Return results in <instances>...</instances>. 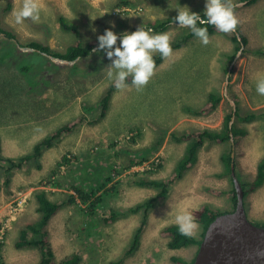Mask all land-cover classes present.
Segmentation results:
<instances>
[{
    "label": "rangeland",
    "instance_id": "1",
    "mask_svg": "<svg viewBox=\"0 0 264 264\" xmlns=\"http://www.w3.org/2000/svg\"><path fill=\"white\" fill-rule=\"evenodd\" d=\"M61 1L72 13L67 15L63 9H57L55 2L62 6ZM233 2L238 5L235 14L240 21L235 31L246 36L244 47H264V5L254 13L251 11L254 4H237L241 0ZM40 4L39 22L26 19L18 24L14 11L22 6V0H0V23L15 32L21 44L34 39L62 51L71 44L75 34L63 30L60 15H64L67 24L75 23L78 28L80 24L82 43L91 41L97 48V37L111 28L118 35V46L122 33L133 32L155 18H175L178 8L183 11L187 6L190 11L203 14L206 0H40ZM7 5L11 7L7 8ZM183 32L184 28L175 22L163 33L169 34L172 40ZM209 38L210 43L204 45L194 36L183 47L172 51L170 57L156 66L155 74L142 90L132 84L117 89L107 116L95 125H88L87 120L96 111L86 112L84 104L97 102L108 84L114 82L107 76L111 60L106 52H94L86 59L70 63L42 52H32L17 41L0 35V140L3 156L16 158L28 154L43 136L80 115L85 116L73 131L42 151L37 161L40 169L34 160L27 161L21 168L11 170V180L5 185L0 167V239L5 238L2 255L7 264H35L38 260L35 248L18 249L14 246L19 229L38 216L33 196L36 188L47 190L52 199H61L66 194L76 197V203L64 205L49 222V242L56 259L77 252L82 255L79 264H109L123 251L139 216L130 215L112 223L103 222L101 217L110 215L108 208L132 205L155 191L134 185L127 179L128 171L111 175L113 179L107 182V186L115 184L117 189L90 217L83 213L84 205L71 185L96 188L112 165L118 166L128 153L140 157L141 150L157 141L161 134L165 138L158 151L148 150L146 164L130 171L148 169L149 163L154 161L161 163L163 168L151 176L169 177L184 149V142L178 143L170 138L171 132L220 127L225 112L236 106L234 97L238 99L240 114L264 106V95L256 91L257 80L264 78V56L238 51L227 76L223 66L227 61L226 53L234 50V42L228 33L219 31ZM230 69L233 71L231 76ZM211 91L223 96L216 109L199 116L185 112V107L205 106L207 93ZM239 123L246 126L249 133L238 139L236 159L243 177L252 178L257 161L264 154V118ZM138 129L141 136L135 143L130 142V131L134 134ZM221 150V145L214 143L205 144L200 149L197 162L150 212L138 250L123 264H174L170 261L173 255L187 260L195 257L196 246L170 249L167 236L160 231L168 224H176L177 215L190 212L197 224L192 235L198 237L201 226L195 219L203 204L231 208L228 195L219 193L230 187L228 177L221 175ZM65 154L69 162L52 175L56 162ZM3 164L7 163L0 160V165ZM55 181L62 186L58 187ZM20 194L23 195L21 205L10 208V204L17 203ZM244 202L250 221L254 224L263 222L264 183L249 192Z\"/></svg>",
    "mask_w": 264,
    "mask_h": 264
},
{
    "label": "trees",
    "instance_id": "2",
    "mask_svg": "<svg viewBox=\"0 0 264 264\" xmlns=\"http://www.w3.org/2000/svg\"><path fill=\"white\" fill-rule=\"evenodd\" d=\"M256 0H241L244 4H251ZM127 3V2H122ZM11 7V5H7V8ZM204 16V13L200 15ZM59 22L61 27L66 30H74L76 33V40L69 44L66 48L64 47L62 51L59 49L51 48L48 44H42L37 40L30 39L24 43H20L17 40V35L15 32H12L7 26L0 23V35H3L9 39L17 41L18 44L23 48H27L29 50L42 52L48 55L51 58L66 61V62H74L78 59H86L90 57L94 52L96 44L92 42L82 43L79 39V30L77 27L67 24L66 20L63 16H59ZM178 23L173 17H164V18H155L153 21L146 22V25L141 27L151 28L153 29V34L163 33L168 29V27L172 23ZM198 27H207L208 34L211 35L215 32H218L211 25H199ZM137 29V28H136ZM134 29L133 31H135ZM195 35L192 33L190 28H184V32L180 35L174 37L170 40L172 51L183 47L190 38ZM229 38L234 42V50L232 53H226L227 61L225 66H223L224 73L229 72V67L235 61L236 53L243 47V53H251L254 55H262L264 56V47H256V48H246L244 47L247 39L243 34H239L236 31L229 34ZM153 58L155 60L156 66L161 64L165 58H162L161 55L157 52L153 54ZM232 70L230 69V76L232 74ZM131 77L129 76L125 83L127 85H131ZM117 88L114 85V82H110L103 93L100 95L97 102L92 104H84L85 111L92 113L96 111L95 114L91 116L89 120H87L88 125H95L103 118L107 116L108 110L112 103V99L114 94L116 93ZM223 96L219 92L211 91L207 93L206 104L205 106L199 108L193 107H185V112L191 115H203L206 114L219 105ZM236 102L235 108L233 107L229 111H226L223 117V121L220 127L211 128V127H202V128H192L188 131L181 132H171L170 138L175 142L181 143L184 142V149L180 157L174 164L172 168L171 175L169 177L164 178H153L151 174L163 168L161 163L150 162V168L145 170L138 171H130L135 166H142L146 164L147 155L146 152L148 150L158 151L160 148L162 141L164 140L163 134L155 140L151 145L141 150V156L137 157L135 155H130L129 153L126 155V159L117 165H112L111 170L108 172L107 176L102 177L103 181L99 182V185L94 188H86L82 184H72L71 188L76 193L79 201L84 205L81 209L84 214L87 216H93L96 212V209L104 203V201L109 198L112 194V191H116L117 186L112 184L111 186H107V182L109 183L113 178L111 175L115 176L117 173L122 171L127 172V179L130 180L134 185L139 187H145L148 189H153L155 193L149 197H146L136 203L125 206V207H111L108 208L109 216L101 217L103 222L112 223L119 218H125L130 215H138L139 219L137 221L136 226L132 230L130 234V238L127 241L126 245L123 248L121 254L116 258L110 261L109 264H123L125 260L132 256L139 248L141 243V237L145 231L146 225L148 223V218L150 212L160 203L161 199L165 198L170 188L183 176L185 173L190 170V168L197 162L198 153L200 149L205 144H219L222 147V150L219 154V161L222 165V174L228 177V181L230 187L228 190H220L219 193H225L229 197L230 209H223L217 206H214L210 203H205L201 206V208L197 211L196 221L201 226V232L198 237L194 235H182L179 231L178 225L175 223L168 224L164 228L161 229L162 235L167 236V247L170 249H180L189 246H196L198 248L201 239L205 233L206 228L209 223L218 215L228 212L233 209L236 203V188L234 186V182L231 176L232 166L235 172V175L240 182L242 189L244 191V195L246 196L249 192L256 190L264 183V154L260 156L256 164V172L252 178H244L240 173L239 165L236 159L235 153V145L238 142L240 137L246 136L249 131L248 128L244 125H241L239 122L243 121L245 123H249L255 119H259V117L264 118V106L257 109H248L244 114L239 113V108L237 106L238 99L233 98ZM234 115L233 122L230 123L232 117ZM85 119L84 115H80L76 120L72 122L65 123L64 125L58 127L53 132L48 135L43 136L41 139L35 142L33 145L32 151L28 154L12 158L5 157L1 154V140H0V160L5 161L7 164L0 165L3 169L4 173V184L8 185L11 176L10 172L13 169L21 168L23 163L27 161L34 160L36 162V167L38 169L41 168L40 163L37 161L39 157L42 155V151L44 149L50 148L54 146L60 138L66 134L73 131V129L81 124ZM129 141L135 143L137 139L141 136V131L138 129L136 133L133 134V131ZM233 138V141L231 140ZM130 153H134L135 150H129ZM67 154V153H66ZM64 155L61 160L56 162L55 170H52V175H55V172L64 164L69 162V157ZM233 154V156H232ZM76 158V156H75ZM123 164V165H122ZM161 164V165H159ZM158 166V167H157ZM104 178V179H103ZM55 184L58 187L62 186L58 181H55ZM49 192L45 189L36 188L33 191V196L36 200V208L35 211L38 214L37 218L33 221L26 223L23 227H21L18 231V235L16 241L14 243L15 248H35L38 251V260L35 264H79L82 260V255L77 252H72L63 256L60 260H57L54 254V250L49 242V222L52 216L64 205L66 204H74L76 203V197L73 194H66L61 199H52L49 196ZM244 196V197H245ZM257 226L264 227V221L261 223H255ZM5 245V238L0 239V264H7L2 255L3 247ZM193 257L190 260L185 259L182 256L173 255L170 257V261L174 264H192L194 261Z\"/></svg>",
    "mask_w": 264,
    "mask_h": 264
},
{
    "label": "clouds",
    "instance_id": "3",
    "mask_svg": "<svg viewBox=\"0 0 264 264\" xmlns=\"http://www.w3.org/2000/svg\"><path fill=\"white\" fill-rule=\"evenodd\" d=\"M237 6L233 0H206L203 17L185 6L186 10L183 11L178 8V15L174 19L178 21L179 27L190 28L201 43L207 45L210 43L208 28L198 27L197 24L211 25L219 32L230 34L240 23L235 14ZM40 10V0H22V6L14 11L15 21L20 24L26 19H31L37 23L40 20ZM97 39L98 47L92 49V52H106L111 60V64L107 66V76L114 81L117 89L127 88L125 81L130 76L132 85L137 90H142L155 74L156 63L153 54L158 52L162 58L172 55L169 34H153L151 28L140 26L133 32L122 33L118 46V35L111 28L106 29ZM256 91L259 95H264V78L257 80ZM176 224L182 235H191L197 228L190 212L177 215Z\"/></svg>",
    "mask_w": 264,
    "mask_h": 264
},
{
    "label": "water",
    "instance_id": "4",
    "mask_svg": "<svg viewBox=\"0 0 264 264\" xmlns=\"http://www.w3.org/2000/svg\"><path fill=\"white\" fill-rule=\"evenodd\" d=\"M231 176L236 188L235 206L209 223L192 264H264V227L248 218L244 191L233 166Z\"/></svg>",
    "mask_w": 264,
    "mask_h": 264
},
{
    "label": "crops",
    "instance_id": "5",
    "mask_svg": "<svg viewBox=\"0 0 264 264\" xmlns=\"http://www.w3.org/2000/svg\"><path fill=\"white\" fill-rule=\"evenodd\" d=\"M65 1V0H64ZM102 1V0H101ZM61 4H62V6L58 3V2H55V5H56V7H57V9H63V12L65 13V14H67V15H69V13H72V12H69V10L67 9V8H65V2L63 3L62 1L60 2ZM237 4H244L243 2H239V3H237ZM255 5L254 6V8L251 10L252 12H254V13H256V12H258L259 10H260V7L262 6V5H264V0H261V1H258L257 2V0L256 1H254L253 3H251V5ZM250 5V4H249ZM250 5V6H251ZM263 10V8H261V11ZM61 16H63L64 17V15H61ZM67 17V16H66ZM65 18V17H64ZM68 19H71V18H69V17H67ZM69 24H71V25H73V26H75V27H77L78 28V25L77 24H75V23H69ZM63 30H66V29H63ZM78 30H79V33L81 32V26H80V24H79V28H78ZM67 31H72V32H74V30H67ZM75 34V37H74V39H73V41L71 42V43H73L75 40H76V33H74ZM48 37L49 36H47V39H48ZM88 40V39H87ZM88 42H91V41H88ZM51 48H54V47H52L51 46V44L49 45ZM70 63H74V62H70Z\"/></svg>",
    "mask_w": 264,
    "mask_h": 264
},
{
    "label": "built area",
    "instance_id": "6",
    "mask_svg": "<svg viewBox=\"0 0 264 264\" xmlns=\"http://www.w3.org/2000/svg\"><path fill=\"white\" fill-rule=\"evenodd\" d=\"M134 168L140 169L141 166H135ZM22 202H23V195L20 194V196L17 198V203L13 202L12 204H10V208H13L15 205L20 206ZM13 209H15V207Z\"/></svg>",
    "mask_w": 264,
    "mask_h": 264
},
{
    "label": "bare ground",
    "instance_id": "7",
    "mask_svg": "<svg viewBox=\"0 0 264 264\" xmlns=\"http://www.w3.org/2000/svg\"><path fill=\"white\" fill-rule=\"evenodd\" d=\"M158 161V160H157ZM159 165H161V164H159ZM158 167V166H157ZM186 259V258H185Z\"/></svg>",
    "mask_w": 264,
    "mask_h": 264
}]
</instances>
